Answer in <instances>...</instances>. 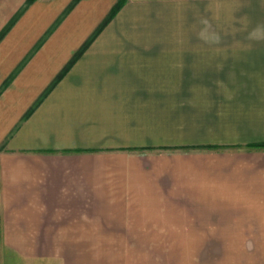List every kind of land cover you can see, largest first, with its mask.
<instances>
[{
	"label": "crops",
	"instance_id": "1",
	"mask_svg": "<svg viewBox=\"0 0 264 264\" xmlns=\"http://www.w3.org/2000/svg\"><path fill=\"white\" fill-rule=\"evenodd\" d=\"M118 1L0 0L1 264H264V45Z\"/></svg>",
	"mask_w": 264,
	"mask_h": 264
},
{
	"label": "rangeland",
	"instance_id": "2",
	"mask_svg": "<svg viewBox=\"0 0 264 264\" xmlns=\"http://www.w3.org/2000/svg\"><path fill=\"white\" fill-rule=\"evenodd\" d=\"M183 2L182 35L168 36L161 44L215 47L264 45V0ZM2 249L0 247V257L8 258ZM215 253L216 264H222V247L216 246Z\"/></svg>",
	"mask_w": 264,
	"mask_h": 264
},
{
	"label": "trees",
	"instance_id": "3",
	"mask_svg": "<svg viewBox=\"0 0 264 264\" xmlns=\"http://www.w3.org/2000/svg\"><path fill=\"white\" fill-rule=\"evenodd\" d=\"M125 1L126 0H119L118 1V3L115 5V7L113 8V10H112V12H111V14H110V16H109V18L106 20V22L104 23V25L105 24H107L111 19H113L114 17H115V15L118 13V11L123 7V5H124V3H125ZM91 41L92 40H89L87 43H86V45H85V47H87L90 43H91ZM84 47V48H85ZM81 55V52L80 53H78L77 55H76V57L71 61V63L68 65V67L66 68V70H68V68L76 61V59L78 58V56H80ZM66 70L64 71V73L66 72ZM262 146H264V145H262Z\"/></svg>",
	"mask_w": 264,
	"mask_h": 264
}]
</instances>
